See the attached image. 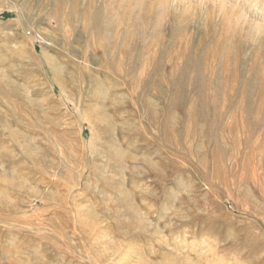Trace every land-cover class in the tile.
<instances>
[{
  "label": "rangeland",
  "instance_id": "374dc122",
  "mask_svg": "<svg viewBox=\"0 0 264 264\" xmlns=\"http://www.w3.org/2000/svg\"><path fill=\"white\" fill-rule=\"evenodd\" d=\"M264 264V0H0V264Z\"/></svg>",
  "mask_w": 264,
  "mask_h": 264
},
{
  "label": "bare ground",
  "instance_id": "6f19581e",
  "mask_svg": "<svg viewBox=\"0 0 264 264\" xmlns=\"http://www.w3.org/2000/svg\"><path fill=\"white\" fill-rule=\"evenodd\" d=\"M242 264H243V263H242ZM247 264H254V263H253V262H250V263L248 262Z\"/></svg>",
  "mask_w": 264,
  "mask_h": 264
}]
</instances>
